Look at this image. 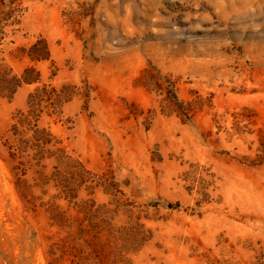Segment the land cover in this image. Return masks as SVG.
Returning <instances> with one entry per match:
<instances>
[{"label":"rangeland","instance_id":"374dc122","mask_svg":"<svg viewBox=\"0 0 264 264\" xmlns=\"http://www.w3.org/2000/svg\"><path fill=\"white\" fill-rule=\"evenodd\" d=\"M18 3L0 33V264H264V0ZM43 86L70 100L24 146L11 128ZM47 132L64 154L39 153Z\"/></svg>","mask_w":264,"mask_h":264},{"label":"trees","instance_id":"16d2710c","mask_svg":"<svg viewBox=\"0 0 264 264\" xmlns=\"http://www.w3.org/2000/svg\"><path fill=\"white\" fill-rule=\"evenodd\" d=\"M11 4L12 6L8 8L6 12H3V19L5 23L3 27H1L0 29V33L2 34H3L2 29L9 23L8 21H10L11 19L12 21L10 22L9 25L20 23V20L17 19V17L20 16L23 9L21 5L18 3V0H12ZM31 56L32 59L37 61L47 60L49 54L46 43H44L43 54H40L38 52H32ZM28 72L29 71H26V74ZM37 80L38 78H36L35 80L29 79V80H25V82L32 83ZM21 83L22 81L18 80L17 84H15L13 92H15L16 89L21 86ZM64 93L66 94V92L63 91L57 92V90L54 87L48 88L47 86H43L40 89H36L33 93H30L28 100V109L26 112L18 113L17 121L12 125L11 128L12 136L16 138L20 137L19 140H21L24 146H27L28 142L26 140H23L22 138L29 135L30 133H32L34 137H37L38 134H42L44 130L41 131L38 130L37 128L38 121L40 120L43 114L47 115L48 117H53L59 113V109L61 105L64 102H68L70 100V97H66ZM45 135H46V139L43 142H41V145L36 144V147L39 149V153L47 154L48 156H46V158H52L54 156L55 151L64 154V150L62 148H58L56 150L52 149L53 147H55V144L60 142L56 141L54 144H52L53 137L51 133L47 132L45 133ZM36 140L39 139L36 138ZM48 146H51V149L53 151L50 148H48Z\"/></svg>","mask_w":264,"mask_h":264}]
</instances>
